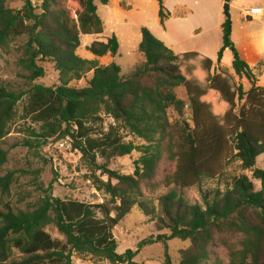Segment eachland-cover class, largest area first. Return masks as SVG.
Masks as SVG:
<instances>
[{"label":"trees","instance_id":"obj_1","mask_svg":"<svg viewBox=\"0 0 264 264\" xmlns=\"http://www.w3.org/2000/svg\"><path fill=\"white\" fill-rule=\"evenodd\" d=\"M156 1L163 24L170 13L164 0ZM102 30L95 0H41L38 6L23 0L19 9L0 0V48L25 36L19 63L27 78L34 81L43 76L44 69L38 64L43 60L51 61L59 74L58 85L34 83L27 91L25 113L40 123V132L32 133L34 140L68 136L92 170L106 176L102 180L91 175L95 188L108 196L97 205L50 194L32 208L13 209L5 204L0 210V264H72V252L112 264H139L134 257L140 248L174 238L190 241L177 264H264V167L256 166L257 157L264 155V87L257 85L254 71L235 49L230 16L221 23L222 45L216 63H221L228 48L233 73L212 72L214 62L197 52L175 54L141 27L137 49L144 60L124 75L115 62L98 61L106 54H117L115 35L106 42H91L87 50L94 58L77 54L81 34ZM90 71L86 86L69 85ZM235 76L244 78L249 88L245 90ZM181 86L191 122L183 118L186 102L176 92ZM24 94L0 84V141L9 133ZM170 108L177 120L169 119ZM101 114L111 117L114 124L94 137ZM121 128L144 143L124 141ZM133 150L141 155L132 174L109 167L113 158ZM3 157L0 151V160ZM163 160L172 168L158 180ZM231 161H239L252 178L245 173L233 177L223 191L204 193L201 204L187 202L175 188L160 195L156 204L145 200L144 189L153 192L161 185H199L204 177L224 174ZM12 176L11 172L0 175L2 195L8 194ZM252 179L259 181V189ZM134 207L150 216L159 233L140 241L136 250L118 253L112 230ZM49 225L64 241L50 236L45 230ZM212 243L224 247L227 262L212 258ZM13 249L20 254L18 258L13 257ZM164 264H174L166 252Z\"/></svg>","mask_w":264,"mask_h":264},{"label":"rangeland","instance_id":"obj_2","mask_svg":"<svg viewBox=\"0 0 264 264\" xmlns=\"http://www.w3.org/2000/svg\"><path fill=\"white\" fill-rule=\"evenodd\" d=\"M187 1L191 4L194 12L190 21L203 28V30L214 28V22L217 19L216 12L219 9H221L222 16L225 17L223 5L226 1L224 0L221 4L220 0ZM32 2L38 6L41 0H32ZM228 3L246 9L251 6H260L264 19V0H229ZM95 4L97 14L102 22V33L81 34L77 54L83 58L92 59L94 55L87 50L91 42L95 40L106 42L107 39L115 35L119 44L117 54L115 56L106 54L98 57V61L100 64L115 62L120 66L121 74L125 75L137 63L144 60L143 55L137 49L139 44L137 36L140 33V28H148L156 38L163 35L164 23L160 24L158 21L157 1L108 0L107 4L103 5L95 0ZM22 5L23 0H6V6L12 9H19ZM173 12L175 14L178 10L175 9ZM238 13L234 8L228 10V14L233 20L238 18ZM182 27L180 28L181 32L188 31V26ZM25 40V36H19L12 39L8 46L0 48V84L11 90L25 93L16 105L15 115L9 123V133L0 141V151L4 154L3 159L0 160V175L2 176L8 172L13 175L8 194L2 195L0 193V210H3L5 204H9L13 209L32 208L45 194H50L62 200H74L90 205L100 204L108 199V196L103 191L95 188L91 175H95L102 180H106V176H102L99 171L92 170L82 158L81 152L73 147L72 140L62 134L54 135L46 140L42 138L34 140L36 138L32 136V133L37 134L40 132V123L33 122L31 117L25 113L27 91L34 83H41L45 86L58 85L59 74L51 61L43 60L38 62L44 69L43 76L30 81L27 78L28 73L19 63L23 56L22 47ZM235 49L239 53L237 46H235ZM231 60V51H226L221 63L218 64L215 61L212 72L224 69L233 73ZM91 77L92 72L90 71L81 79L71 81L69 85L75 88L84 87ZM257 78L259 84H264V73ZM235 79L243 84L245 90L249 88V84L244 78L239 79L235 76ZM176 92L186 102L183 118L191 122V112L185 90L181 86L176 88ZM168 115L171 121L178 119L172 108L168 110ZM110 124H114L113 119L108 115L101 114V121L97 122L93 136H100L102 132H106ZM120 132L124 135V141L126 142L131 141L135 145L144 143L123 128L120 129ZM140 155V152L133 150L128 155L113 158L109 162V167L123 174H132L135 161ZM98 162H102V158H98ZM256 166L264 167V155L257 157ZM171 168L172 164L163 160L159 166L157 179L160 180ZM242 173L252 178L250 171L241 169L239 161H231L224 174L215 177H204L199 185L187 188L164 187L161 185L153 192L144 189L145 200L156 204V200L160 195L175 188L187 202L201 204V196L204 193H211L216 189L223 191L230 185L233 177ZM252 180L256 189H259V181ZM95 211L97 216L101 215L99 210ZM45 230L52 238L64 241V237L54 226L49 225ZM157 233L159 232L156 231L153 222L150 221V216H145L138 207H134L112 230L117 242L116 251L118 253H123L126 249L136 250L140 241L151 235L155 236ZM189 245V240L176 238L170 239L166 243L148 244L139 249L134 261L139 264H164V254L166 252L171 262L177 264L181 257V250L188 248ZM210 249L214 253L212 258L218 257L223 262H227L224 247L212 243ZM19 256L18 251L13 249V257L18 258ZM71 260L72 264H112L90 254L76 252H72Z\"/></svg>","mask_w":264,"mask_h":264},{"label":"crops","instance_id":"obj_3","mask_svg":"<svg viewBox=\"0 0 264 264\" xmlns=\"http://www.w3.org/2000/svg\"><path fill=\"white\" fill-rule=\"evenodd\" d=\"M222 2L223 0H220V4ZM164 5L170 15L164 22L163 35L159 36L158 39L175 54L197 52L210 58L215 63L217 52L222 45L221 23L224 17L221 9L216 12L217 19L214 22V28L203 30V28L190 21L194 12L187 0H164ZM255 7L260 6H251L246 9L230 3V9L234 8L239 12L236 20L231 17V40L234 46H237L242 59L252 68L257 78L264 73V19L262 14L246 17V13ZM175 9L178 12L174 14ZM182 26H188V31L181 32L180 28H183ZM137 38L140 42V33ZM226 51L230 52L227 48L224 54ZM257 85L264 87V84L258 83V78Z\"/></svg>","mask_w":264,"mask_h":264},{"label":"built area","instance_id":"obj_4","mask_svg":"<svg viewBox=\"0 0 264 264\" xmlns=\"http://www.w3.org/2000/svg\"><path fill=\"white\" fill-rule=\"evenodd\" d=\"M261 12H262L261 8H258V7L251 8L250 11L248 13H246V17H248V16L251 17L252 15L261 14Z\"/></svg>","mask_w":264,"mask_h":264},{"label":"water","instance_id":"obj_5","mask_svg":"<svg viewBox=\"0 0 264 264\" xmlns=\"http://www.w3.org/2000/svg\"><path fill=\"white\" fill-rule=\"evenodd\" d=\"M229 8H230V4L226 1L223 5V14L225 17L229 16V14H228Z\"/></svg>","mask_w":264,"mask_h":264}]
</instances>
